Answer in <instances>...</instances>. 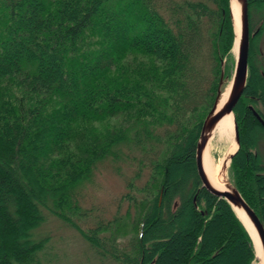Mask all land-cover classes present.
<instances>
[{
  "label": "trees",
  "instance_id": "1",
  "mask_svg": "<svg viewBox=\"0 0 264 264\" xmlns=\"http://www.w3.org/2000/svg\"><path fill=\"white\" fill-rule=\"evenodd\" d=\"M247 2L253 36L246 86L233 109L239 149L229 169L264 225V127L249 108L264 120V56L257 59L264 17L256 30L251 17L264 0ZM172 13L169 22L152 0H0V264H46L38 254L47 237L32 235L44 211L115 264H210L228 241L226 260L240 252L237 264H251L246 228L225 200L199 188L194 161L232 47L228 0L177 2ZM204 19L211 79L198 66ZM127 143L140 153L136 178L148 172L136 193L124 195L134 214L82 228L78 186ZM185 165L178 183L174 171ZM247 166L255 188L241 178ZM128 224L136 233L129 250L117 243Z\"/></svg>",
  "mask_w": 264,
  "mask_h": 264
},
{
  "label": "rangeland",
  "instance_id": "2",
  "mask_svg": "<svg viewBox=\"0 0 264 264\" xmlns=\"http://www.w3.org/2000/svg\"><path fill=\"white\" fill-rule=\"evenodd\" d=\"M194 2L198 0H152L159 12L163 17L171 22L173 15L172 8L177 2ZM228 13L229 21L232 31V47L229 51V55L223 59L224 66H228L227 74L224 79V83L221 87V91H224L231 84L232 74L235 66V53L234 49V34L235 26L233 21V14L230 9L228 1ZM259 16V18H258ZM264 17V5L260 9L251 11V17L253 21L252 30H256L260 25V17ZM205 19L201 22L200 30L202 31V36H204L203 42L199 46L197 52L200 68H204L206 76L212 78V68L213 55H211V45L210 40H208V35H210L211 28L208 22L204 24ZM253 36V32L250 34ZM259 48L257 59L259 62L264 56V31L259 38ZM234 115V113H233ZM235 118V115H234ZM110 121H115L111 119ZM104 122L103 124H109V122ZM254 130L251 134V138L258 135V130ZM259 154L264 162V139L260 141L258 145ZM220 148L215 146L212 152L214 157L222 156L223 151L219 153ZM140 153L135 145L133 144H122L115 149V154H112L105 159L98 161L91 177L84 183L78 186L77 198L81 208L86 211L85 215L82 216L77 222L82 228H91L97 224V222H106L112 220L116 216H124L127 210L130 209L132 215L134 214L133 208L128 207V201L125 200L124 195L127 192L136 193V186L141 187L144 182H146L148 177L147 170L141 173V176L136 178L137 165L139 163L136 161V157H139ZM185 156V155H184ZM230 163L224 169L225 176L231 181V174L229 169ZM187 165L181 166L178 170L174 171V179L179 183L185 173L188 171ZM241 178L246 185L248 182L252 183L253 188H255V182L250 176V167L244 168ZM131 180L130 184L129 181ZM199 180V179H198ZM200 183V182H199ZM201 188V183L199 184ZM254 192V191H253ZM252 194V193H251ZM256 201L257 193L252 194ZM176 201V200H175ZM178 201V200H177ZM45 221L36 229L33 230V238L47 237V242L44 249L39 252V259L46 264H115L110 257H100L95 252L93 246L87 242L75 229L55 216L44 211ZM239 219V218H238ZM240 220V219H239ZM241 222V221H240ZM242 223V222H241ZM243 224V223H242ZM245 227V226H244ZM195 230L192 226H187V229ZM170 228H166L164 232L169 231ZM247 230V228H246ZM124 234L122 237L117 238V243L126 249H130L135 241V230L134 225L128 224L123 228ZM248 232V231H247ZM252 247L254 251V259L251 264H257L254 243L250 233L248 232ZM226 249L219 256L211 259L208 263L210 264H237L239 261L240 252L230 255V258L226 260V255L233 251V243L226 242ZM162 250V247L156 248ZM235 250V249H234ZM164 257L162 253L161 258ZM189 264H194V259L189 260ZM207 264V263H205Z\"/></svg>",
  "mask_w": 264,
  "mask_h": 264
},
{
  "label": "water",
  "instance_id": "3",
  "mask_svg": "<svg viewBox=\"0 0 264 264\" xmlns=\"http://www.w3.org/2000/svg\"><path fill=\"white\" fill-rule=\"evenodd\" d=\"M228 1L231 12H232L233 3L237 5V9H238L237 11H238L239 33L236 31V22L233 15V21L235 26V34H234L235 42L237 40L235 66L232 74V79H231V84L229 87L227 99L225 100V102L221 107H218L220 102V97L222 94L221 87L224 83V79L227 78L224 77V64L223 62L221 63V72L218 81L217 93L210 110L208 111L207 115L205 116L202 122L199 136L197 138V142L195 146V153H194L195 169L199 182L201 183V188L205 189L207 192L214 195L215 197L225 200L230 205L233 211H235V209H238L239 211L245 214L259 241L260 248L262 251V257L264 260V226L262 222L254 212V210L243 199L240 192L232 183V181L227 179L224 184L225 189L223 190L218 189L211 183L208 174L206 173V170L204 168V160H203L204 151L212 135V131L224 116L233 114V109L237 104L239 98L241 97L247 81L248 53H249V39H250L249 20H248V2L247 0H228ZM249 108L252 110V113L255 116V118L264 127V120L262 119V117L257 113V111L254 108H252L251 106H249ZM234 139L237 146L234 152H232L229 156L228 159L229 163L232 157L234 156V154L239 149V133L235 118H234ZM174 206H176V203L174 204Z\"/></svg>",
  "mask_w": 264,
  "mask_h": 264
},
{
  "label": "bare ground",
  "instance_id": "4",
  "mask_svg": "<svg viewBox=\"0 0 264 264\" xmlns=\"http://www.w3.org/2000/svg\"><path fill=\"white\" fill-rule=\"evenodd\" d=\"M237 5L235 3L232 4V13L235 18L236 22V31L239 33V23H238V11H237ZM236 57L237 52V40L234 44L233 49ZM230 87V86H229ZM229 87H227L224 91H222L220 102L218 107H221L228 96ZM215 146L220 148L223 155L214 157L213 151L215 149ZM236 142L234 139V117L233 114H229L224 116L217 126L212 131V135L207 143L206 149L204 151V168L206 170V173L208 174V177L211 181V183L218 189H225L224 184L227 180V177L225 176V166L229 163V156L234 150L236 149ZM235 214L240 218V220L244 223L247 230L249 231L253 243H254V250H255V256L257 264H264V260L262 257V251L260 248L259 241L256 237V234L250 225L247 217L244 213L239 211L238 209H235Z\"/></svg>",
  "mask_w": 264,
  "mask_h": 264
}]
</instances>
